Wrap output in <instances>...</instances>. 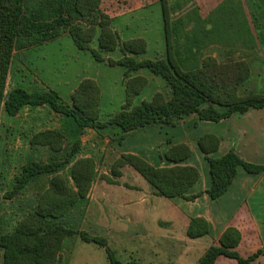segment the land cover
Returning a JSON list of instances; mask_svg holds the SVG:
<instances>
[{
    "label": "trees",
    "instance_id": "16d2710c",
    "mask_svg": "<svg viewBox=\"0 0 264 264\" xmlns=\"http://www.w3.org/2000/svg\"><path fill=\"white\" fill-rule=\"evenodd\" d=\"M26 2L0 0V111L3 109L14 116L25 106L47 105L69 119L73 140L66 150L61 130L45 128L30 136V147H46L53 159L47 162L29 159L20 174L15 176L8 195L21 193L31 181L42 175H49V178L39 191L33 208L17 221L12 230L0 235L2 264H59L63 240L75 233L85 242L102 246L110 264H149L136 259L122 262L115 257L103 236L84 230L76 232L57 220L87 202V195L98 175L94 159L79 156V135L85 128H104L111 124L117 125L123 133L154 124L174 126L192 115L200 120L219 121L232 113L263 108L264 93H238L239 86L250 74L249 64L244 59L228 58L219 62L211 55L201 59L194 55V62L186 65L185 46L176 43V38L182 37V31L174 29L170 23L168 0H58L56 12L47 17H34L27 10ZM155 2H159L162 9L166 57L138 61L132 55L146 51V40L142 37L120 40L112 22L116 16L136 6ZM52 5L51 0L44 3L46 8ZM62 34L69 35L77 49L88 51L94 61H106L109 65L118 64L125 68L124 103L104 121L98 120L100 89L91 78L78 83L70 95V104L64 103L53 90L28 91L17 85L6 91L13 54ZM94 38L96 46L93 47ZM116 49L122 53L119 59L107 57ZM139 68L159 75L170 88V97L156 92L149 100L135 103L147 83L144 76H129L131 71ZM196 143L208 165L210 185L205 193L211 199L226 192L238 167L249 174L264 171L263 164L247 162L234 149L217 155L219 138L214 134L205 133L197 138ZM190 155V147L183 142L173 144L163 152L166 163L162 166H154L134 153H121L110 164V171L117 176L121 174L120 168L129 167L147 181L154 195L194 200L201 193L188 192L198 181L200 172L196 166L182 164ZM63 164H70L68 176L72 185L59 171ZM209 230L210 225L203 217H191L185 229L189 238L201 237ZM241 241L240 230L228 225L195 264H219L222 259L233 260L235 264H255L259 255L264 256V250L260 248L242 253L237 248Z\"/></svg>",
    "mask_w": 264,
    "mask_h": 264
},
{
    "label": "crops",
    "instance_id": "0c3cea01",
    "mask_svg": "<svg viewBox=\"0 0 264 264\" xmlns=\"http://www.w3.org/2000/svg\"><path fill=\"white\" fill-rule=\"evenodd\" d=\"M176 1L180 2V5L184 3L185 8L179 5L182 11L180 10L178 17L173 16L172 18L170 14V23L174 29L183 31L185 37L183 42L185 46L184 62L186 65L194 62V55L198 56L199 59L211 55L216 57L219 62H224L228 58L244 59L248 63L264 57V10L252 7V0H248V5L244 3L246 0H238L241 11L238 8L236 12L232 13V16H227L226 20L223 12L217 10V6L204 11L201 5L205 0ZM156 4L160 5L159 2L150 5H140L119 14L113 19V29L119 35L118 28L114 24L117 17L131 15L134 12L150 8ZM168 4L170 12L171 8H173L171 0H168ZM176 5L178 6V4ZM161 24L164 32L163 16ZM125 25L127 26V23ZM226 29L239 33L235 35L236 42H233L234 44L225 43L224 38L211 37L213 33ZM64 35L67 34H62L59 37ZM120 40L125 39L120 38ZM232 46L244 47L246 49L243 51L245 52V57H234L238 54V50L229 48ZM116 50L118 54L115 57L111 56V52L107 57L113 60L119 59L122 53L119 49ZM25 51L29 52L31 49ZM79 51L77 49L72 58L75 66L77 65L73 68V71L65 74V69L62 70L63 74L61 76L58 75L56 81H47V89L45 90L57 92L63 102L70 104V95L78 83L84 78H91L96 81L100 89V115L101 106L111 104L114 101L112 90L115 88L116 82L121 81L124 90L123 73L125 68L118 64L109 65L106 61L100 62L104 65L122 67L123 69L121 77L119 75L114 81H107L100 78L97 64L99 62H93L88 56H85V60H81V52ZM148 53L149 45L147 42V48L144 53L132 56L138 61L142 59H164L166 57L165 39L164 46L157 55H148ZM199 59L196 63L199 62ZM136 75L144 76L147 79L146 86L143 89L146 91V95H142L144 93L142 90L137 98L140 95L142 96H140L137 102L135 101L136 103H139L141 100H149L156 92H162L167 98L170 97V88L162 78H159L146 68H139L129 73V76ZM102 84L105 89H103ZM60 90L63 91L64 95L60 93ZM118 101H120L119 98ZM123 103L124 91L122 101H120V108ZM117 111L108 113L106 119ZM59 115L60 120L58 122L49 120L46 123L48 124L46 128L61 130L64 138L67 136L72 138L69 119L61 114ZM192 124L194 127L204 125L205 129L198 133L184 131L178 137L167 139L166 142L164 140L161 141L160 130L164 128L175 129L178 126L180 128L184 127V125L190 126ZM205 133L214 134L219 138L217 155H222L229 149H234L247 162L264 165V107L259 109L249 108L243 113H232L228 118L219 121L200 120L195 115H192L174 126L154 124L136 131L123 133L117 125L111 124L104 128H85L79 135V156L92 157L95 161L96 156L94 151L100 146L102 154L105 150V155H108L106 159L108 160V164H111L121 153H134L154 166H162L166 163L162 157L163 152L171 145L183 142L190 147L191 155L182 164L196 166L200 172L198 181L188 192L190 194L201 193L194 200H185L181 197L162 199L152 192H150L151 195L148 197L141 194L136 195L134 206L137 210L129 211L130 214L126 217L125 215H121L119 218L123 219L120 223L124 225H126V222L127 224L129 223L128 221L131 223L135 219L134 225L137 226V230L129 231L121 226L120 231H115V234L120 236L121 243L126 241L134 242L140 245L142 252H148L153 256H157L160 253L169 256L174 253L180 260L195 264L205 250L217 241L221 232L228 225H234L240 230L242 235V241L237 247L242 253L253 252L258 248L264 250V171L258 174H249L243 168L238 167L236 175L226 192L216 199L209 198L205 193V190L210 185L208 165L196 143L197 138ZM135 134L141 135L137 138L136 142L128 140L131 135ZM121 169L123 171L124 169L129 170L131 168L122 167L120 171ZM147 186L150 189L148 184ZM87 198L89 199V193ZM126 200L125 198L124 201ZM146 202L150 203V209H144ZM161 203L166 204L169 208L160 211L157 209V205ZM138 208L143 209L138 210ZM191 217L205 218L210 225L209 233L198 238H189L186 235L185 229ZM219 264L235 263L233 260L222 259ZM255 264H264V256L259 255Z\"/></svg>",
    "mask_w": 264,
    "mask_h": 264
},
{
    "label": "rangeland",
    "instance_id": "374dc122",
    "mask_svg": "<svg viewBox=\"0 0 264 264\" xmlns=\"http://www.w3.org/2000/svg\"><path fill=\"white\" fill-rule=\"evenodd\" d=\"M51 1L53 5L46 8L44 3L47 0H27L26 8L34 17H47L53 15L58 8L56 6L58 0ZM244 3L248 5V0ZM171 5H173V8L170 10L172 18L173 16H179L180 10L182 11L181 7L185 8L184 3L180 5V2L176 0H171ZM239 5L238 0H205L201 8L207 11L217 6V10L223 12L226 20L227 16H232V13L236 12L238 8L241 11ZM251 6L256 7L258 10H264V0H252ZM126 20L127 22H125ZM160 21L162 22L161 7L156 4L150 8L134 12L131 15H121L116 18L114 24L118 28L120 38L143 37L149 45L148 55H157L164 46L165 39ZM125 23H127V26ZM237 34L239 33L226 29L213 33L211 37L224 38L225 43L234 44L236 42L235 35ZM184 39L182 31V37L178 36L176 43L182 46ZM91 46H96V38L93 39ZM234 46L229 47L238 50V54L234 57H245V52L243 51L246 49ZM30 49L31 51L29 52L22 50L13 54L6 91H9L18 84L28 91L45 90L47 89V81H56V77L63 74L62 70L65 69L64 73L67 74V72L73 71V68L77 66H75L72 60L77 48L69 35H64L52 41H46ZM79 52H81V60H85V56L93 60L88 51L80 50ZM110 54L112 57H115L118 52L114 50ZM93 62L95 61L93 60ZM97 64L98 73L102 79L112 82L117 76H122V67H111L100 62ZM248 64L250 68L249 77L239 86L238 93L240 95L249 92L264 93V57ZM157 76L161 78L159 75ZM116 83L115 88L112 90L114 101L111 104L101 106L98 120L106 119L108 113L117 111L120 108V101H122L124 90L121 81ZM102 87L105 89L103 84ZM143 92L142 95H146V91L143 90ZM60 93L64 95L62 90H60ZM118 98L120 101H118ZM139 98L135 101L137 102ZM59 117L60 115L51 111L47 105L37 107L26 106L14 117L8 115L3 109L0 111V235L12 230L17 221L33 208L39 191L49 178V175H42L31 181L21 193L14 196L8 195L13 186L15 176L20 174L23 165L29 159L41 162L53 159L51 151L46 147H30L29 138L34 132L45 129L48 126L46 123L49 120L58 122L60 120ZM204 129V125L194 127L193 124L190 126L184 125V127L180 128L178 126L175 129L164 128L160 130V138L161 141L164 140L166 142L167 139L178 137L184 131L198 133ZM140 136V134L131 135L128 140L136 142ZM145 139L147 138L145 137ZM72 140L73 138H69L68 136L64 138V148L66 150L71 147ZM100 148L99 146L95 150L96 152L94 151L98 175L90 188L89 199L87 198V202L82 204L80 208L74 209L67 216L57 220L72 227L76 232L84 230L92 235L103 236L107 240L109 247L114 251L115 257L122 262L136 259L149 264H191L192 262L180 260L174 253L169 256L163 253L153 256L148 252H142L140 245L134 242H120V236L116 235L115 231H118L122 227L129 231L137 230V226L134 225L135 219L131 223L130 221H128V224L126 222V225L121 224L120 222L123 219L119 218V216L125 215L126 217L130 214L129 211L137 210L134 206V203H136L134 200L135 196L141 194L148 197L151 195V190L148 189L147 181L134 170L124 169L122 171L121 169V174L115 176L110 171V164L106 160L108 155H105V150L102 154ZM62 154H64V151ZM69 165L63 164L59 167V171L67 177L71 184L72 181L68 176ZM107 178L115 182H110ZM125 198L127 199L126 201H124ZM168 208L166 204L161 203L157 205V209L160 211L167 210ZM141 209L138 208V210ZM144 209H150V203L146 202ZM0 264H2L1 248ZM59 264L110 263L102 246L92 242H85L75 233L65 237L63 240Z\"/></svg>",
    "mask_w": 264,
    "mask_h": 264
}]
</instances>
